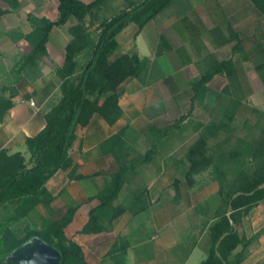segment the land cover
Listing matches in <instances>:
<instances>
[{"label": "crops", "instance_id": "1", "mask_svg": "<svg viewBox=\"0 0 264 264\" xmlns=\"http://www.w3.org/2000/svg\"><path fill=\"white\" fill-rule=\"evenodd\" d=\"M3 20L11 24L7 31L0 28V89L10 85L14 94L10 100L13 106L0 118V151L21 152L29 160L27 139L46 126V114L61 98L62 80L57 70L64 65L66 46L72 36L67 23L54 27L47 43L48 53L30 65L26 59L32 45L23 38L4 43V34L15 28L28 33L32 27L26 29L27 25L13 22V14ZM131 26L137 27L131 23L118 35L119 47V36ZM150 26L152 36L146 34ZM135 31L136 52L148 57L150 66L142 78H129L121 85L122 117L110 124L95 114L89 125L77 129V139L70 150L74 165L58 170L46 183L53 196L51 203L38 204L20 222L34 229L36 224L44 221L47 225L64 216L69 208L77 207L65 233L82 246L89 264H201L208 256V227L221 198L206 199L202 210L197 200L182 196L183 193L176 195V181L181 180L186 168L181 166V156H175L181 136L170 134L169 128L175 127L177 121H153L163 116L169 97L164 84L150 80L151 66L155 59L157 75L163 83L170 76L187 77L183 72L195 67L202 70L195 78L198 79L208 69V61L232 59L236 92L264 108V14L253 0H174L139 34ZM140 34L145 36L148 55L141 54L137 42ZM119 49L112 59L135 53ZM4 74L8 75V82H4ZM174 83L169 91L172 98L180 93V80ZM176 102L179 105V98ZM149 110L146 118L143 111ZM122 131L121 138L110 141ZM147 151H151V159L144 162ZM32 163L29 161V166ZM120 163L134 166L114 201L126 211L109 230L82 233L91 210L100 204L96 195ZM182 184L183 181L179 184L181 192ZM143 189L146 194L142 205L147 206L133 212L137 193ZM236 229L247 240L245 247L240 245L236 250L244 253L241 264H264V201L244 214Z\"/></svg>", "mask_w": 264, "mask_h": 264}, {"label": "trees", "instance_id": "2", "mask_svg": "<svg viewBox=\"0 0 264 264\" xmlns=\"http://www.w3.org/2000/svg\"><path fill=\"white\" fill-rule=\"evenodd\" d=\"M58 17H43L30 33L25 35L32 45V51L26 64H35L48 53L47 43L56 26H63L72 18L76 24L69 27L72 39L66 46L64 65L57 70L61 78V98L46 114V126L35 136L27 139L31 157L16 152L9 154L0 151V208L7 203H15V218L28 215L38 204L49 206L53 196L46 183L60 169H69L74 163L70 150L77 139V129L87 126L95 114L102 116L108 123H116L123 114L120 106L121 85L129 78H142L150 66L148 57H141L137 52L124 53L115 59L112 55L119 48L118 35L131 23L137 25V34L160 13L168 9L174 0H141L131 7L120 11L102 23V30L97 41L91 38L87 26V17L92 10L103 5L106 0H57ZM264 14V0H253ZM5 11L0 9V17ZM86 53L87 59L82 62L80 56ZM214 62L198 79L192 81V103H203L210 90V83L220 74H226L230 83L234 80V62L225 59ZM0 90V118L13 106L11 97L3 96ZM5 103V104H4ZM186 119L182 115L175 126ZM209 128L212 127H208ZM214 132L210 131V134ZM123 131L110 141L121 138ZM252 148L253 156L259 163L249 173L240 171L229 187H220L221 204L209 224L208 233L211 245L207 259L201 264H241L244 253L236 252L240 245H247V240L237 231L236 224L241 217L254 206L264 201V131L262 138ZM151 151H147L143 161L151 159ZM190 168L187 178L191 181L194 173L200 172L210 161L207 157V139L200 137L187 151ZM122 157L118 158L121 161ZM29 161L33 162L29 166ZM132 164L120 163L119 168L111 174L107 184L101 188L95 198L100 204L90 212V219L82 229V233H100L107 231L110 225L119 218L126 209L117 206L118 198L127 182ZM79 177H82L79 175ZM146 190L137 193L133 212L146 208L142 205ZM176 195L180 196L179 181H176ZM77 207H71L67 213L57 220L47 223L43 229L26 227L25 234L16 235L7 229L0 240V261L16 248L31 238L38 236L61 252L60 264H89L84 250L76 241L69 239L65 228L72 221Z\"/></svg>", "mask_w": 264, "mask_h": 264}, {"label": "rangeland", "instance_id": "3", "mask_svg": "<svg viewBox=\"0 0 264 264\" xmlns=\"http://www.w3.org/2000/svg\"><path fill=\"white\" fill-rule=\"evenodd\" d=\"M84 1L91 2L93 0ZM139 1L141 0H106L103 5L95 7L86 21L91 38L97 41L101 34L102 23L106 19ZM58 5L59 2L57 0H0V9L5 11L0 17V28L3 31H7L8 24L11 23L4 22L3 17L13 14V22L27 25L26 29L32 27L33 30L34 26L39 24L43 17L57 19ZM76 23L77 20L72 18L67 24L70 27ZM21 28L22 26L19 29ZM135 30H137V27L131 26V28L119 36L121 41L119 51L129 49L130 52H138L135 43ZM11 31L4 34V43L10 40L26 39L25 35L27 33H24L22 30H16L15 28ZM151 33L152 26L146 30V34L152 36ZM137 42L141 54L148 55L149 49L143 34L138 36ZM4 48L7 49L6 52L9 50L7 45ZM87 56L84 53L79 58L84 62ZM212 64L214 62H208V68ZM199 70V68L195 67V69L183 72L187 77L180 79L170 76L169 78H165L162 83L157 75V62L154 59L150 71V80L154 83L158 82V85L164 84L165 95L169 97L166 98L168 104H166L163 116H157L153 121H177L182 115H186V119L179 127L172 126L169 128L170 134H179L181 136V141L175 154L176 157L181 156L182 168L186 167L180 175L181 180H178L179 184L183 181V192L180 189V195L183 193L182 196L197 200L198 207L204 210L206 199L221 198L220 187L222 185L229 187L237 174L242 170L251 173L256 169L259 161L254 159V150L249 148V146L262 138L264 131V108L258 104H254L250 100L241 98L236 92L235 86L224 75H218L212 80L210 83L211 90L203 103L197 101L193 104L191 102V83L193 79L199 77L202 73V70ZM4 76V82H8V75L4 74ZM179 80L180 93L173 94L172 98L169 91L175 85L174 82H179ZM8 86L3 87L6 88V91H2L3 96L7 98L13 94V87ZM177 98H179V105H176ZM149 112L150 110L143 111L146 118H149L147 116ZM208 127L212 128L208 130ZM210 131L214 133L210 134ZM200 137L207 139V157L210 163L200 170V172L194 173L190 181L187 178V172L190 168L187 151ZM171 148L172 143L169 149ZM143 157L139 159L141 160ZM16 207L17 204L15 203H7L0 208V240L7 229H10L18 236L25 234L24 229L28 226L24 223L22 224L20 219L15 218ZM211 213L212 211L208 212V222H210ZM45 225L43 221L40 224H36L34 229H43ZM36 242V239L32 241L33 244ZM36 255L37 253L34 251L32 256L35 257ZM0 264L36 263L30 262L26 252L12 251L0 261Z\"/></svg>", "mask_w": 264, "mask_h": 264}, {"label": "water", "instance_id": "4", "mask_svg": "<svg viewBox=\"0 0 264 264\" xmlns=\"http://www.w3.org/2000/svg\"><path fill=\"white\" fill-rule=\"evenodd\" d=\"M37 240L35 244L32 243L33 240ZM14 251L26 252V255L30 262L38 264H60L62 255L61 252L48 244L42 238L35 236L30 240L23 243L21 246L16 248ZM36 251L37 255L34 257L32 253Z\"/></svg>", "mask_w": 264, "mask_h": 264}, {"label": "built area", "instance_id": "5", "mask_svg": "<svg viewBox=\"0 0 264 264\" xmlns=\"http://www.w3.org/2000/svg\"><path fill=\"white\" fill-rule=\"evenodd\" d=\"M31 104L34 105V106L36 105L35 101H32Z\"/></svg>", "mask_w": 264, "mask_h": 264}]
</instances>
